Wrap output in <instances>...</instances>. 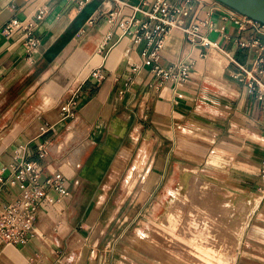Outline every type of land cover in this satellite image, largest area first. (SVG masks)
Instances as JSON below:
<instances>
[{
    "label": "crops",
    "instance_id": "crops-1",
    "mask_svg": "<svg viewBox=\"0 0 264 264\" xmlns=\"http://www.w3.org/2000/svg\"><path fill=\"white\" fill-rule=\"evenodd\" d=\"M153 1L0 0V169L25 144L41 178L58 173L68 190H48L25 245L0 238V264H111L118 247L109 240L115 217L105 209L108 191L134 186L138 208L123 210V218L161 217L185 171H201L219 199L253 203L236 229L242 235L237 248L253 244V235L264 237V97L247 91L241 68L264 82V51L252 43H264V27L240 26L231 17L234 8L220 0H173L191 6L185 22L196 23L216 45L173 28L158 61L193 66L181 83L157 81L142 64V44L117 28L135 5ZM41 3L48 13L33 28L40 42L28 51L22 29L3 28ZM77 87L78 108L63 118ZM44 123L51 125L45 132ZM44 139L49 153L39 157L37 143ZM18 190L0 183V199ZM124 192L122 202L131 203V191Z\"/></svg>",
    "mask_w": 264,
    "mask_h": 264
},
{
    "label": "built area",
    "instance_id": "built-area-1",
    "mask_svg": "<svg viewBox=\"0 0 264 264\" xmlns=\"http://www.w3.org/2000/svg\"><path fill=\"white\" fill-rule=\"evenodd\" d=\"M74 1L83 5L87 0ZM190 9V5H180L173 0H154L150 4L147 3L146 6L135 5L131 15L122 16L117 22L119 36L128 35L135 44H142V64L150 69L157 81L171 80L174 83H181L188 78L193 66V63L187 60H178L168 65H162L158 61L159 51L173 28H181L193 40L200 37V41L204 45H216V42L199 33L196 23L188 24L185 22L184 16L190 13ZM137 12L141 15L139 16ZM47 13L48 5L41 3L25 18L12 17L5 24L3 31L9 33L17 28L22 29L26 37L27 50L31 51L40 42L39 37L33 33V28L36 22ZM113 16L112 12L110 20L113 19ZM231 17L242 27L246 23L264 27L263 22L235 9H233ZM252 43L258 44L262 52L264 51V43H260L256 39ZM263 58L260 56L259 59L262 60ZM241 68L247 77V91L262 99L264 97V82L253 69H248L243 65ZM92 74L103 77L98 69H94ZM70 93L71 95L61 112L63 118L72 116L79 105L78 87L71 88ZM50 127L49 123H44L41 125V130L45 132ZM49 145L48 139L37 143V155L39 157L47 155ZM25 149L26 145L20 144L14 151L13 159L0 169V183L19 188L18 192L11 198L0 199V238L5 243L25 245L29 241L38 207L42 199L48 196L49 189L68 193L60 174L50 175L46 179L41 178L37 160L28 157ZM5 171H8L6 176L4 175ZM262 176L264 177V167Z\"/></svg>",
    "mask_w": 264,
    "mask_h": 264
},
{
    "label": "rangeland",
    "instance_id": "rangeland-1",
    "mask_svg": "<svg viewBox=\"0 0 264 264\" xmlns=\"http://www.w3.org/2000/svg\"><path fill=\"white\" fill-rule=\"evenodd\" d=\"M192 174L191 171L184 172L181 186L172 190V199L166 200V210L161 217L123 218V210L129 207L133 213L138 208L134 186H116L108 191L105 209L115 217L110 219L109 240L115 241V247H118L114 250L111 264H237L244 259L251 262L243 264H264V237L261 235H253V244L246 239L251 235H243V241L249 242H243V247L237 248L242 235L236 229L239 231L253 203L244 211L219 210L224 200L216 194L210 196L207 191L213 190L215 185L208 184L203 185V194L197 195V201L194 199ZM195 174L204 178L201 171ZM126 190L131 191V203L122 202ZM117 211L118 217L115 216ZM151 212L152 208H148L146 213L149 215ZM233 216L235 219L231 220ZM215 230L225 232L219 234ZM246 245L257 248L248 249Z\"/></svg>",
    "mask_w": 264,
    "mask_h": 264
},
{
    "label": "bare ground",
    "instance_id": "bare-ground-1",
    "mask_svg": "<svg viewBox=\"0 0 264 264\" xmlns=\"http://www.w3.org/2000/svg\"><path fill=\"white\" fill-rule=\"evenodd\" d=\"M191 178H192V182H193V186H194L193 192L196 193L194 199L197 200V201H199V198H198L197 195L200 194V193L203 194L202 192L204 191V189H202V188L204 187L203 186L204 183H203V181H202V179H201V177H200L199 174H195L194 173L191 176ZM207 192H210V196H214L215 195V193L213 192V190H209ZM172 195H173V193H172ZM170 199H172V196L171 197H168L167 198V201H171ZM201 200H202V198H201ZM221 200H223V199H221ZM236 201L239 202V203L238 204L235 203ZM250 204H252V203H250L249 201H246L244 199H241V200H238V199L236 200L235 199L233 201V200H231V198H229V199H224V203H222L221 207H218V209L219 210L222 209L225 212H229L230 210L235 211V209L244 211V209H247V208L250 207ZM225 215H226V213H225ZM234 216L237 217V215H234ZM234 216L231 218V220H234L235 219ZM215 232H218L220 234V233L225 232V230H215Z\"/></svg>",
    "mask_w": 264,
    "mask_h": 264
},
{
    "label": "water",
    "instance_id": "water-1",
    "mask_svg": "<svg viewBox=\"0 0 264 264\" xmlns=\"http://www.w3.org/2000/svg\"><path fill=\"white\" fill-rule=\"evenodd\" d=\"M242 14L264 23V0H220Z\"/></svg>",
    "mask_w": 264,
    "mask_h": 264
}]
</instances>
